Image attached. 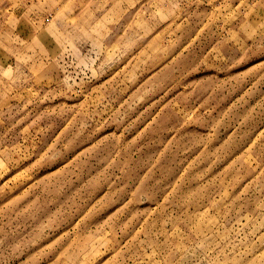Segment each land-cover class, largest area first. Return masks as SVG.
I'll return each instance as SVG.
<instances>
[{"label":"rangeland","instance_id":"obj_1","mask_svg":"<svg viewBox=\"0 0 264 264\" xmlns=\"http://www.w3.org/2000/svg\"><path fill=\"white\" fill-rule=\"evenodd\" d=\"M0 264H264V0H0Z\"/></svg>","mask_w":264,"mask_h":264}]
</instances>
